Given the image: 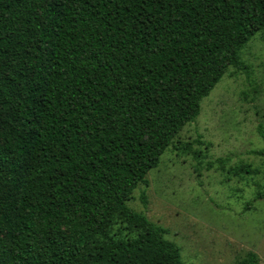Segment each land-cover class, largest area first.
<instances>
[{
    "label": "trees",
    "instance_id": "trees-1",
    "mask_svg": "<svg viewBox=\"0 0 264 264\" xmlns=\"http://www.w3.org/2000/svg\"><path fill=\"white\" fill-rule=\"evenodd\" d=\"M258 32L264 0H0V264H184L127 202Z\"/></svg>",
    "mask_w": 264,
    "mask_h": 264
},
{
    "label": "rangeland",
    "instance_id": "rangeland-1",
    "mask_svg": "<svg viewBox=\"0 0 264 264\" xmlns=\"http://www.w3.org/2000/svg\"><path fill=\"white\" fill-rule=\"evenodd\" d=\"M240 57L246 68H228L127 202L167 230L184 264H237L248 252L264 264V198L253 200L264 186V155L249 153L264 148V32ZM189 141L190 151L176 148ZM242 165L251 171L236 173Z\"/></svg>",
    "mask_w": 264,
    "mask_h": 264
}]
</instances>
